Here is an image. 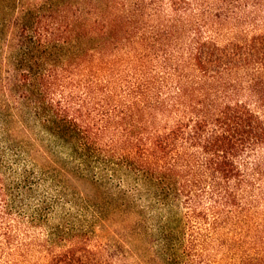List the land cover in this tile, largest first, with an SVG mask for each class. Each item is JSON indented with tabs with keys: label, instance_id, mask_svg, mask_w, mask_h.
<instances>
[{
	"label": "trees",
	"instance_id": "16d2710c",
	"mask_svg": "<svg viewBox=\"0 0 264 264\" xmlns=\"http://www.w3.org/2000/svg\"><path fill=\"white\" fill-rule=\"evenodd\" d=\"M0 63V264H264V0H47Z\"/></svg>",
	"mask_w": 264,
	"mask_h": 264
},
{
	"label": "rangeland",
	"instance_id": "374dc122",
	"mask_svg": "<svg viewBox=\"0 0 264 264\" xmlns=\"http://www.w3.org/2000/svg\"><path fill=\"white\" fill-rule=\"evenodd\" d=\"M51 1L56 3L60 0ZM47 2V0H0V63L7 61L6 55L10 49V40L16 30L13 21L19 16H24L26 10L23 12V9L30 7L33 11H29L28 15H34V19L38 20L44 13L45 9L42 7Z\"/></svg>",
	"mask_w": 264,
	"mask_h": 264
}]
</instances>
